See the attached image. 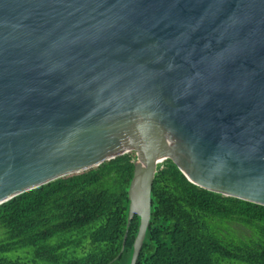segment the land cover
I'll list each match as a JSON object with an SVG mask.
<instances>
[{
  "label": "water",
  "instance_id": "1",
  "mask_svg": "<svg viewBox=\"0 0 264 264\" xmlns=\"http://www.w3.org/2000/svg\"><path fill=\"white\" fill-rule=\"evenodd\" d=\"M129 152L264 206V0H0V206Z\"/></svg>",
  "mask_w": 264,
  "mask_h": 264
},
{
  "label": "trees",
  "instance_id": "2",
  "mask_svg": "<svg viewBox=\"0 0 264 264\" xmlns=\"http://www.w3.org/2000/svg\"><path fill=\"white\" fill-rule=\"evenodd\" d=\"M136 152L59 178L0 206V264H130ZM136 264H264V206L190 183L173 160L156 173Z\"/></svg>",
  "mask_w": 264,
  "mask_h": 264
}]
</instances>
